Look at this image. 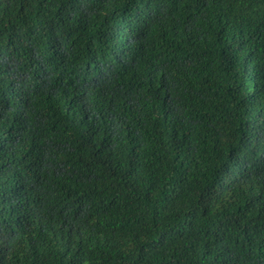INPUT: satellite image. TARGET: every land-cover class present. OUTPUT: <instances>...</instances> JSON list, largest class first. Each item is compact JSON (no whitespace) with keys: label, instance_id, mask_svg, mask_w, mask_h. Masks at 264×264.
I'll use <instances>...</instances> for the list:
<instances>
[{"label":"trees","instance_id":"obj_1","mask_svg":"<svg viewBox=\"0 0 264 264\" xmlns=\"http://www.w3.org/2000/svg\"><path fill=\"white\" fill-rule=\"evenodd\" d=\"M0 264H264V0H0Z\"/></svg>","mask_w":264,"mask_h":264}]
</instances>
